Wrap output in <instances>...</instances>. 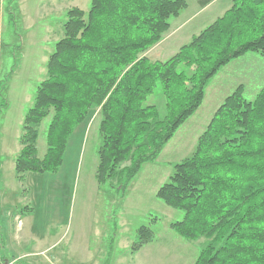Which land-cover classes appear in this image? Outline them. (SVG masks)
Here are the masks:
<instances>
[{"label":"trees","instance_id":"16d2710c","mask_svg":"<svg viewBox=\"0 0 264 264\" xmlns=\"http://www.w3.org/2000/svg\"><path fill=\"white\" fill-rule=\"evenodd\" d=\"M186 7V0H90L86 12L67 10L47 75L23 117L17 180L57 172L69 136L99 108L95 179L103 185L121 175L116 188L124 191L199 108L221 67L248 52L264 56V0H231L170 57L151 59L147 50ZM243 91L238 84L223 99L194 152L173 163L155 194L183 213L171 229L186 240L207 239L193 264H264V86L250 100ZM47 118L39 156V126ZM153 238V229L140 226L131 252Z\"/></svg>","mask_w":264,"mask_h":264},{"label":"rangeland","instance_id":"374dc122","mask_svg":"<svg viewBox=\"0 0 264 264\" xmlns=\"http://www.w3.org/2000/svg\"><path fill=\"white\" fill-rule=\"evenodd\" d=\"M186 2L187 11L196 12L198 6L196 0H186ZM219 2L226 5L228 0H219ZM4 6L5 10L8 6L11 13L4 11L3 28L7 30L0 35L2 47L0 69L5 70L0 81V92L7 85L4 95L9 102L8 109L4 111L3 122L0 124L2 179L5 178L11 188L15 187L14 180L17 185L22 183L24 187L28 185L31 188L28 196L36 197L32 203L36 205L35 223L37 222L38 226L44 225L48 231L54 230L55 226H51L53 223L51 216L57 213L61 219L66 220L65 223L78 231L81 239H89L87 244L79 242L73 248L77 259H80L79 253L83 250L95 249L97 251L100 248L99 255L102 256V251L105 256L107 255V260L106 258L101 259V261L106 260L105 264H193L200 249L207 243V239L186 240L171 229L170 223L180 220L183 213L165 205L155 194L173 172V163L179 162L194 152L198 129H194V132L191 130L194 127L202 130L209 120L207 118L212 108L209 103V90L198 112L191 120L188 118L179 126L163 146L156 160L141 165L124 191L116 188L121 175L115 176L103 185H99L95 179V168L98 161L97 147L100 144L98 124L101 114L99 108L90 113L85 124L89 127L86 132L82 134L75 132L69 136L63 162L57 172L28 173L23 181H18L12 168L13 180L11 175L6 174L7 163L5 165V162L8 161V155H11L12 166L14 165V159L20 148L19 137L22 133L23 117L33 104L37 86L47 75L48 56L54 51L55 43L63 36L66 12L73 6H78L86 12L90 6V0H12L10 3L8 0H3V10ZM219 12L218 10L217 13ZM217 13L206 15V19H203V14L194 15L190 19H193L191 24L188 23L187 26L203 28L223 14ZM226 66L228 64L223 67ZM189 67L193 68V65L189 63ZM15 69H17L16 89L8 85L9 81L7 82L11 71ZM220 69L212 77H216L212 83L216 87L219 85L226 87L232 81L220 75ZM260 73L264 74V56L258 52H248L236 58L229 67V75L233 78V82L236 81L235 79H243L246 82L244 97L248 100L251 99L249 96L254 94L253 92L264 86V77L257 84L252 83L253 78ZM22 84L23 86L17 90ZM48 121V118L44 119L39 126L37 137L39 156H42L46 149L45 132ZM171 160L174 162L170 163ZM128 165L126 162L122 166ZM7 172L11 173V169L7 168ZM2 185L6 188L4 183ZM5 190L11 191L7 188ZM22 190L24 192L25 188ZM7 196L10 204L5 205V210L0 209L1 214L5 216L13 207L11 203L18 199L12 196V193ZM29 207L28 204L21 208L27 212ZM26 219L31 220V217ZM140 226L153 229L154 238L137 251L131 252L130 247L135 241L137 229ZM16 227L15 225L14 230ZM112 238L113 244L110 251L109 242ZM6 240L8 242L7 238ZM0 241V253L1 249L3 252L0 264L1 262L2 264L9 262L15 264L19 261L14 257L16 253L10 255L9 250L5 252L1 247L3 242L1 236ZM22 242L24 247L28 246V240H22ZM64 243L59 244L55 250L61 249V252H65L68 248H72H67L66 245L64 247ZM67 243L70 246V241ZM81 260L80 264H86V260Z\"/></svg>","mask_w":264,"mask_h":264},{"label":"crops","instance_id":"0c3cea01","mask_svg":"<svg viewBox=\"0 0 264 264\" xmlns=\"http://www.w3.org/2000/svg\"><path fill=\"white\" fill-rule=\"evenodd\" d=\"M12 0H8V3H10ZM198 4V3H197ZM231 5V0H228V3L226 5H223V3L219 2V0H211L208 4L205 6H197L196 12H188V4L187 7L182 10L178 16L172 18L170 20V26L169 29L164 33L163 38L154 46H152L149 50H147V55L153 59H159V60H164L170 57L173 53H175L178 48L184 44L185 42H188L194 34L198 33L202 28H194L191 27L190 25L187 26L188 23H190L192 20H190L194 15H200L203 14V19H206V15H215V12L217 13L218 10L220 11L219 14L223 11H225L227 8H229ZM78 7V6H77ZM5 10H3V0H0V35L5 32L7 29L3 28V19L5 17L4 11H9V7L7 6ZM222 12V13H223ZM11 12L9 11V14ZM221 13V14H222ZM11 17V15H9ZM200 21V20H199ZM213 21V20H212ZM211 21V22H212ZM209 22V23H211ZM191 24V23H190ZM8 25V24H7ZM10 26V25H9ZM187 26V27H186ZM5 27V26H4ZM203 27V26H202ZM205 27V26H204ZM203 27V28H204ZM8 46L7 44H5ZM2 47H1V42H0V56L2 54ZM8 50V47H7ZM235 60V59H234ZM234 60L230 61L228 63V66L223 67L220 69L219 74L222 75L223 77H226L227 79L231 80L232 83L228 84L226 87L224 85H219L216 87L214 83H212V80L214 78H211V80L208 82V84L205 87V93L203 97L202 103H204V100H206L207 97V90H209V103L212 105V108L210 110L209 116L207 119L210 120L213 112L215 109L220 105V103L223 101V99L230 94L237 84H242L244 87V91L246 90V82L243 79H235L236 81L233 82V78L229 75V67L233 64ZM2 68V67H1ZM0 69V81L2 76L5 74V70ZM16 71L12 70L11 75L9 79L7 80L8 85H12L14 89H16V84H15V79H16ZM264 77L263 73L258 74L256 77L253 78L252 83L253 85L257 84L258 81L262 80ZM15 85V86H14ZM22 85H19L18 89L22 87ZM7 85L4 86L0 92V124L3 122V116H4V111L8 109L9 102L4 95V91L6 90ZM12 88V89H13ZM259 90V89H258ZM256 90L253 92L254 94L250 95L249 97L252 98L256 92ZM243 91V92H244ZM31 102V100H30ZM29 102V103H30ZM28 103V104H29ZM201 103V104H202ZM199 108L189 117L190 120L198 112ZM24 112V111H23ZM6 119V118H5ZM208 120V121H209ZM208 121L206 123H208ZM188 124V123H187ZM207 124H205L204 128L206 127ZM87 125H80L72 134L75 132H78L79 134H82L83 132H86L88 130ZM200 130L197 127H194L191 131L194 132V129H198V132L196 134V138L200 135V133L204 130ZM80 129V130H79ZM20 149V148H19ZM187 157V156H186ZM185 158V157H184ZM183 159V158H182ZM12 161L13 158L11 155H8V161L5 162L6 165V174L8 176L11 175V178H13V171H12ZM174 162V160H171L170 163ZM7 168L11 169V173L7 172ZM28 174V173H27ZM25 175L26 176L28 175ZM2 174L0 173V209L5 210V205L10 204L9 201L7 200V194L12 193V196H16L18 199L11 203L13 207L9 212H7V216L1 214L0 211V236L3 238V243H4V250L7 252V250L10 251V255H13L12 253H16L14 257L18 258L19 264H80L82 262L81 259L86 260V264H105L107 258L105 254L102 251V256L99 255L100 248L97 249H87L83 250L80 255V259L75 256L76 252H73V248L79 243L83 242L84 244H87L89 242V239L83 240L79 237L78 231L74 230L73 226L68 225L66 220L61 219L57 213H55L53 216V223L51 226H55L54 230H47L44 228V225L38 226V223L36 221V210L35 207L36 205H33V201L35 200V196H28L29 193L31 192V188L24 187L22 183L19 185L16 184L14 180V186L11 188L8 186L6 183V179H2ZM24 178V179H25ZM23 179V180H24ZM21 180V181H23ZM19 181V180H18ZM2 183L5 184V187L8 190H11L10 192H7L3 187ZM17 185V186H16ZM8 186V187H7ZM21 186V188H20ZM19 187V189H17ZM23 188H25L23 192ZM6 191V192H5ZM54 194V192H53ZM11 196V194H10ZM52 196V195H51ZM37 203V201H36ZM30 205L29 210L26 212H21L20 209L24 205ZM33 207V208H32ZM32 209L33 212H32ZM3 213V212H2ZM31 217V220H27L26 218ZM59 219V222H57ZM17 226L16 229L14 230V226ZM46 227V226H45ZM58 227V229L56 228ZM88 236V234H87ZM89 237V236H88ZM8 239V242L6 240ZM22 240H28L27 244L28 246H23L22 245ZM70 241V246L68 245L67 242ZM65 242V243H64ZM75 242V243H74ZM64 243V247H72L71 249L68 248L65 252H61L60 250H55L59 244ZM112 244H113V238L109 242V247L110 251L112 250ZM6 245V246H5ZM24 247V248H23ZM63 251V250H62ZM88 252V253H87ZM3 252L1 251L0 257H2ZM106 258V260L101 261V259ZM1 259V258H0ZM7 259V258H5ZM92 260V262H89V260ZM78 262V263H76ZM7 264H12L11 262Z\"/></svg>","mask_w":264,"mask_h":264},{"label":"built area","instance_id":"2783aa9c","mask_svg":"<svg viewBox=\"0 0 264 264\" xmlns=\"http://www.w3.org/2000/svg\"><path fill=\"white\" fill-rule=\"evenodd\" d=\"M2 264V263H1Z\"/></svg>","mask_w":264,"mask_h":264}]
</instances>
